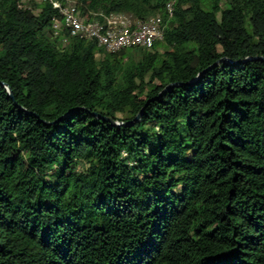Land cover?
I'll use <instances>...</instances> for the list:
<instances>
[{
	"label": "trees",
	"instance_id": "trees-1",
	"mask_svg": "<svg viewBox=\"0 0 264 264\" xmlns=\"http://www.w3.org/2000/svg\"><path fill=\"white\" fill-rule=\"evenodd\" d=\"M65 1L165 36L110 54L0 0V264H264V0Z\"/></svg>",
	"mask_w": 264,
	"mask_h": 264
},
{
	"label": "built area",
	"instance_id": "built-area-1",
	"mask_svg": "<svg viewBox=\"0 0 264 264\" xmlns=\"http://www.w3.org/2000/svg\"><path fill=\"white\" fill-rule=\"evenodd\" d=\"M43 1L50 2L59 12L60 18L53 20L54 35L66 34L69 38L95 41L100 49L110 54L132 48L153 50L158 42L164 40L165 23L161 16L137 20L129 14L113 13L103 22H90L70 1ZM166 11L169 18H173L175 2L168 3Z\"/></svg>",
	"mask_w": 264,
	"mask_h": 264
},
{
	"label": "water",
	"instance_id": "water-1",
	"mask_svg": "<svg viewBox=\"0 0 264 264\" xmlns=\"http://www.w3.org/2000/svg\"><path fill=\"white\" fill-rule=\"evenodd\" d=\"M247 61H261V62H264V57H253V58H247V59H246L245 61H243V62H247ZM220 62L232 63V62H231L230 60H228V59H222ZM0 85H3V84H0ZM173 87H174V85H169V86H167V87L161 92L160 95H163V94L167 93V92H168L171 88H173ZM6 89H7V91H8L9 96H10L11 98H13V93L11 92V90H10L7 86H6ZM144 110H145V109H143V110L141 111V113L137 115V117L135 118V121H137V120H139V119L141 118V116H142ZM94 116H95L96 118H98V119H101V120L105 121V122L112 123V124L115 125V126H121V125H122L121 123H116V122H113L111 119H108V118L102 117V116L99 115V114H94Z\"/></svg>",
	"mask_w": 264,
	"mask_h": 264
},
{
	"label": "rangeland",
	"instance_id": "rangeland-1",
	"mask_svg": "<svg viewBox=\"0 0 264 264\" xmlns=\"http://www.w3.org/2000/svg\"><path fill=\"white\" fill-rule=\"evenodd\" d=\"M159 52H163V49H160Z\"/></svg>",
	"mask_w": 264,
	"mask_h": 264
}]
</instances>
